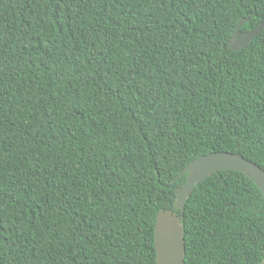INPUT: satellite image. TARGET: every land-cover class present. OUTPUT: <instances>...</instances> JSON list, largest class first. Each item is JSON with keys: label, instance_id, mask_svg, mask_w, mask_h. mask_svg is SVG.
Listing matches in <instances>:
<instances>
[{"label": "trees", "instance_id": "trees-1", "mask_svg": "<svg viewBox=\"0 0 264 264\" xmlns=\"http://www.w3.org/2000/svg\"><path fill=\"white\" fill-rule=\"evenodd\" d=\"M243 18L264 0H0V264H157L160 211L186 264L264 261L243 173L175 206L204 155L264 170V30L232 50Z\"/></svg>", "mask_w": 264, "mask_h": 264}, {"label": "water", "instance_id": "water-1", "mask_svg": "<svg viewBox=\"0 0 264 264\" xmlns=\"http://www.w3.org/2000/svg\"><path fill=\"white\" fill-rule=\"evenodd\" d=\"M249 21V19L243 18L238 23L229 44L232 50H243L264 30L263 22L255 30L242 32V28ZM230 170L243 173L264 194V170L262 168L238 154L215 152L196 159L180 174V177L187 174L188 178L187 184L176 190V208L179 210L185 209L187 200L195 191L198 183L207 180L216 172ZM181 222L182 219L170 211H160L158 214L155 226L157 264H186L184 228ZM261 264H264V261Z\"/></svg>", "mask_w": 264, "mask_h": 264}]
</instances>
